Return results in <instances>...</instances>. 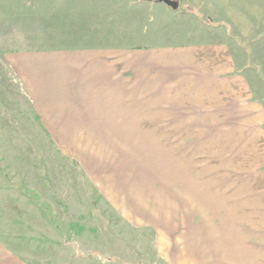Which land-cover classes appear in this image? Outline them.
Returning <instances> with one entry per match:
<instances>
[{"label": "rangeland", "instance_id": "374dc122", "mask_svg": "<svg viewBox=\"0 0 264 264\" xmlns=\"http://www.w3.org/2000/svg\"><path fill=\"white\" fill-rule=\"evenodd\" d=\"M177 1L172 9L157 0H0V242L29 264H236L227 256L245 229L240 264H264V203L242 219L230 213L232 167L264 161L243 154L246 140L68 139L59 146L13 67L18 53L37 50H211L222 42L230 76L245 82L230 88L260 106L259 136L264 0Z\"/></svg>", "mask_w": 264, "mask_h": 264}, {"label": "crops", "instance_id": "0c3cea01", "mask_svg": "<svg viewBox=\"0 0 264 264\" xmlns=\"http://www.w3.org/2000/svg\"><path fill=\"white\" fill-rule=\"evenodd\" d=\"M219 43L211 44V50L197 45L146 52L94 47L37 50L18 53L13 67L33 110L59 146L68 139L210 140L237 136L259 142L264 131H259V136L253 131L262 122L260 106L231 89L232 85L243 89L244 78L230 76L228 54ZM149 110L157 115L150 117ZM247 142L243 154L264 156V141ZM262 164L260 159L255 167H232L238 173L228 190L232 217L261 213ZM247 229L257 232L253 227ZM240 234L237 232L235 255L230 252L227 256L236 264L241 262L244 244L238 240ZM221 243L225 248V240ZM0 264L29 263L12 244L0 242Z\"/></svg>", "mask_w": 264, "mask_h": 264}, {"label": "water", "instance_id": "95a60500", "mask_svg": "<svg viewBox=\"0 0 264 264\" xmlns=\"http://www.w3.org/2000/svg\"><path fill=\"white\" fill-rule=\"evenodd\" d=\"M159 2H162L169 6L172 9H176L178 7V1L177 0H157Z\"/></svg>", "mask_w": 264, "mask_h": 264}]
</instances>
